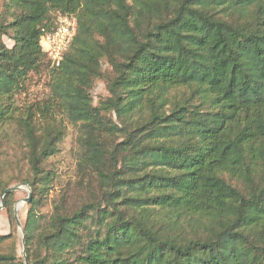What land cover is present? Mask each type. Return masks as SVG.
<instances>
[{"label":"trees","instance_id":"obj_1","mask_svg":"<svg viewBox=\"0 0 264 264\" xmlns=\"http://www.w3.org/2000/svg\"><path fill=\"white\" fill-rule=\"evenodd\" d=\"M67 13L76 34L51 67L40 38ZM47 67V99L18 111ZM51 110L79 124L89 176L44 222L63 133ZM12 138L25 152L0 196L31 190L29 264H264V0H0V153ZM0 264H23L14 243Z\"/></svg>","mask_w":264,"mask_h":264},{"label":"rangeland","instance_id":"obj_2","mask_svg":"<svg viewBox=\"0 0 264 264\" xmlns=\"http://www.w3.org/2000/svg\"><path fill=\"white\" fill-rule=\"evenodd\" d=\"M3 40L7 46L11 45L8 39L3 38ZM101 71L103 77L96 79L90 88L93 105H98L99 100L104 99L108 95L105 78L108 75V71H110V66L105 59L101 60ZM50 74L51 68L47 67L46 72L40 75H31L25 92L18 93L15 96V104L17 105L18 111L24 110L32 102H41L47 99ZM171 93L176 94L177 92L172 91ZM51 113L55 120L62 124L63 133L61 140L57 144V151L45 163L46 168L52 170L55 177L38 208V215L42 217L44 222L49 219L54 205L59 203L62 197L76 195L82 190L89 176V173L80 171L78 168V161L82 152V147L79 143V124H72L63 111L51 110ZM118 138L114 137L112 139L118 141ZM2 146L3 151L0 153V171L4 169L1 178L5 179L10 175L16 174L15 165L18 163V160L21 161L23 159L25 148L19 146L15 138H12L8 143L5 142ZM12 185H20L22 189L13 191V221L9 219L5 207L0 208V234L10 235L9 239L0 244V252L7 251L12 246V243H14L16 253L24 264L21 243L22 236L20 228L16 225L14 213H16V217L22 228L27 212V202H23L22 199L28 194L31 196V190L28 185L26 187L21 182H14L9 186ZM17 203H21V206L14 212Z\"/></svg>","mask_w":264,"mask_h":264},{"label":"built area","instance_id":"obj_3","mask_svg":"<svg viewBox=\"0 0 264 264\" xmlns=\"http://www.w3.org/2000/svg\"><path fill=\"white\" fill-rule=\"evenodd\" d=\"M76 29L77 21L74 14H59L54 29L41 36L40 47L51 67L60 65L63 56L70 48Z\"/></svg>","mask_w":264,"mask_h":264},{"label":"water","instance_id":"obj_4","mask_svg":"<svg viewBox=\"0 0 264 264\" xmlns=\"http://www.w3.org/2000/svg\"><path fill=\"white\" fill-rule=\"evenodd\" d=\"M26 185V184H24ZM26 187H28L26 185ZM22 189L20 185H12V186H8L4 192L2 193V195L0 196V208L4 206V196L9 193V192H12V191H17V190H20ZM30 200V194H28L25 198L22 199L23 202H28ZM16 207L14 209V212H16ZM14 217H15V220H16V225L20 228V232H21V243H22V254H23V259H24V264H29L26 256H25V252H24V236H23V230L22 228L20 227V222L19 220L17 219L16 217V213H14Z\"/></svg>","mask_w":264,"mask_h":264},{"label":"bare ground","instance_id":"obj_5","mask_svg":"<svg viewBox=\"0 0 264 264\" xmlns=\"http://www.w3.org/2000/svg\"><path fill=\"white\" fill-rule=\"evenodd\" d=\"M21 206V203H17L16 208L18 209Z\"/></svg>","mask_w":264,"mask_h":264}]
</instances>
